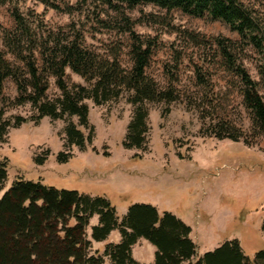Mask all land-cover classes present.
Here are the masks:
<instances>
[{"label":"rangeland","instance_id":"obj_1","mask_svg":"<svg viewBox=\"0 0 264 264\" xmlns=\"http://www.w3.org/2000/svg\"><path fill=\"white\" fill-rule=\"evenodd\" d=\"M48 1L57 7L39 0H0V50L23 72V62L5 44L7 34L17 33L25 53L30 45V39L17 29L15 12L24 16L34 32L36 46L32 47L38 66L42 64L40 43L51 34L62 41L79 36L83 47L104 56L117 54L121 66L130 69L132 37L128 27L152 44L146 75L178 97L170 102L144 101L148 131L139 148L127 145V127L138 106L130 102L132 91L123 90L117 98L99 105L86 100L88 126L77 127L85 137H91L79 147L68 145L65 134L68 122L78 123L76 116L31 120L36 109L28 101L14 103L16 83L5 78L0 93L2 118L11 124L16 116L28 120L10 126L0 142V162L6 163L7 170L0 196L21 178L104 197L119 220L131 204L147 203L160 215L170 212L190 227L197 256L236 239L245 264H264V260L254 262L256 253L264 250V135H257L242 103L241 81L225 67L217 45V39H228L238 48L239 34L222 20L154 4L117 11L93 0ZM237 1L253 11L264 37V0ZM237 59L258 83L264 100V75L259 71L262 55L248 46L237 53ZM65 72L69 88L87 86L70 68ZM60 94L50 76L46 97L53 100ZM224 124L243 138H216L213 126ZM60 152L69 154L66 161L58 160ZM40 156L43 161L37 162ZM97 223L98 215H93L86 231L90 253L97 251L103 256L102 264H111L104 249L117 243L109 241H115L118 233L95 241L91 226ZM152 255L155 252L144 244L136 246L139 259L132 253L141 264H154L149 262Z\"/></svg>","mask_w":264,"mask_h":264},{"label":"trees","instance_id":"obj_2","mask_svg":"<svg viewBox=\"0 0 264 264\" xmlns=\"http://www.w3.org/2000/svg\"><path fill=\"white\" fill-rule=\"evenodd\" d=\"M50 7H57L48 0H39ZM99 5L120 10L134 8L140 4H154L161 8L178 9L183 13L227 23L239 34L240 46L226 39H217V45L227 69L233 71L241 81L242 103L249 111L257 135H264V100L258 83L251 78L246 68L237 59L248 46L263 57L259 71L264 75V37L253 11L237 0H93ZM18 31L24 33L29 48L24 52L18 34H7L5 44L17 60L23 62L25 71L7 60L0 50V93L5 78H12L18 95L14 103L30 102L37 114L31 120L48 116L53 120H64L76 116L78 123L70 121L65 126L68 145L83 147L90 135L85 137L77 126H88L91 100L99 105L130 90V102L137 104L132 121L128 125L127 145L141 147L148 131L144 101H174L177 94L171 89H162L145 73L152 53V44L141 40L127 27L131 37L132 66H121L118 55L104 56L83 47L79 36L72 39H55L48 34L40 43L41 66L33 52L35 40L33 30L24 16L14 13ZM237 45V44H236ZM36 46V45H35ZM239 49V50H238ZM240 51V52H237ZM80 75L87 86L68 87L65 81L66 68ZM61 91L60 96L50 100L46 97L49 77ZM27 118L16 116L13 124L2 118L0 111V142L4 141L8 128L18 126ZM231 126H213L212 134L219 139L239 141L243 138ZM247 143V139L244 138ZM69 154L60 152L58 160L66 161ZM43 161V156L36 158ZM7 178L6 163L0 162V186ZM98 215V223L91 226V238L104 240L112 230L118 229L120 241L109 244L104 254L111 264H141L132 257V245L139 238L148 240L156 247L154 264H245V256L236 239L227 240L218 247L196 255L195 242L190 237L191 229L170 212L158 213L147 203L131 204L121 220L115 208L101 196L90 197L76 190L57 189L39 181L19 178L0 196V264H102L103 256L90 253V240L86 238L89 219ZM262 226L264 227V218ZM264 260V250L256 253L255 261Z\"/></svg>","mask_w":264,"mask_h":264},{"label":"crops","instance_id":"obj_3","mask_svg":"<svg viewBox=\"0 0 264 264\" xmlns=\"http://www.w3.org/2000/svg\"><path fill=\"white\" fill-rule=\"evenodd\" d=\"M116 232L118 233V234H116V235H118L116 240L115 241H109V242H115V243L117 242L118 243L120 241V233H119L118 229L113 230L110 234L116 233ZM190 237L192 238L191 234H190ZM192 240H193V238H192ZM139 244L146 245L149 248L150 252H152V253H154L156 251V247L153 246L148 240H146L144 238H139L137 240V242L134 245H132V253L136 259L138 258V257H136V246ZM140 261L143 262L142 260H140ZM153 261H154V255H152L149 262H153Z\"/></svg>","mask_w":264,"mask_h":264}]
</instances>
